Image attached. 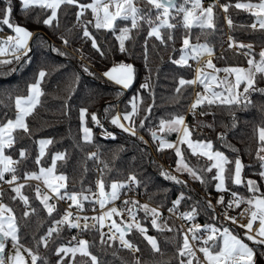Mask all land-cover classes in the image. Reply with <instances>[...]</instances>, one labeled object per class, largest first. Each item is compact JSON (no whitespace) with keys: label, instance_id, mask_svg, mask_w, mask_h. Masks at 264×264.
<instances>
[{"label":"trees","instance_id":"1","mask_svg":"<svg viewBox=\"0 0 264 264\" xmlns=\"http://www.w3.org/2000/svg\"><path fill=\"white\" fill-rule=\"evenodd\" d=\"M80 2L89 3L91 0H80ZM182 2L183 0H177V4ZM219 2L221 5L225 3L234 5L237 0H219ZM134 3L136 7L145 11L151 8L150 5H147L146 0H134ZM4 6V0H0V9ZM12 8V22L27 28L36 35L29 43L32 49L29 53L30 62L22 60L17 63L10 50L0 55V61H13L9 64H0V123H6L7 119H15V98L28 95V85L35 81L38 71L43 69L48 73L41 84L43 95L40 97V104L26 119L30 136L20 131L14 133V135L24 136V139L12 149L5 150L7 155H11L14 160L19 159L21 147L28 150L27 159L17 166L18 175L23 177L24 172H39V166L35 163V159L39 155L38 141L51 139L53 143L47 146L41 164L48 167L54 154L65 153L66 159L57 161L56 172L67 176L66 190L68 192L80 193L84 191V195L90 197L89 201L83 202L85 209L91 210L94 205L91 200L97 180L95 170L97 163L88 157L91 153L99 152L100 161L108 164V169H104L102 163V169L105 173V190L109 191L108 185L111 182H124L130 174H135L137 179L142 182L139 188L136 187L137 191L141 195H145L152 203L167 208L183 192L186 198L181 201L179 206L181 209L191 210L193 205L201 201L198 209L199 221L208 225L217 224L213 219V213L210 210H205L204 205L206 203L201 194L188 183L186 185L177 184L164 179L160 175L163 169L156 160L152 159L146 144L137 138L143 135L154 142L150 134L151 131H155L158 137L168 141H175L179 136V133L169 132L167 129L161 131L160 120H169L177 114L186 116L193 98V85L181 87L179 80L180 78L194 79V67L190 64H188L190 67H179L171 62L177 60L181 55L183 38L187 34L184 29L178 26L171 30L174 40L168 41L167 46L161 44L155 37L148 39V58L145 60V38L150 28L143 20L139 21V29H132L131 36L133 39L125 42V46L128 48L126 53L119 51V41L116 40L113 33L103 29L97 31L92 25H88L89 31L95 36L97 43L106 53L105 56L101 57L92 47L91 39L83 37V28H78L79 23L76 20L78 9L75 6H62L59 14V28H49L42 24V20L47 14L44 10L35 8L29 14H25L21 11L19 0H12ZM171 11L174 14V10ZM214 13L216 14L215 30L206 29L202 33L200 29L194 27L191 31L190 43H207L213 49L214 63L217 67L247 65L248 59L242 54L247 49H240L239 52H235L229 48V44L222 45L227 29L223 18L225 13L220 7H215ZM155 15L156 10L152 9V19L154 23H158ZM228 15L233 19L234 25H249L254 20L248 12L234 7L229 8ZM0 18H2V14H0ZM83 19H92L90 10L85 13ZM170 22L175 23L171 20ZM117 24L120 28L131 26L130 21L118 20ZM168 31L161 29V34L166 38ZM117 34L119 33L117 32ZM230 34L237 44H251L256 59L259 60V52L264 50V31L235 27L230 29ZM3 35L10 36L14 33L7 26L0 24V41L7 40ZM61 37L69 41L67 46L64 45ZM80 45L83 46L82 53L89 63L88 65H82L70 51L71 47L78 49ZM53 49H59L67 55H60ZM114 61H117L118 64L121 62L130 64L135 69V80L132 86L128 88L127 93L104 76V73L113 67ZM84 66L88 67V72L83 71ZM146 81L150 83V92L140 89V85ZM257 81V86L264 88V80L257 77ZM177 88H180L179 92H177ZM137 93H140L144 101L141 105L140 118L145 116V110L149 104H154V107L151 115L145 121V127L138 129L137 136L132 137L113 126L109 120H105L104 109L109 104L114 105L110 111V116H114L127 108L129 100ZM251 101L252 103L247 107L202 106L200 108L202 111L213 113L214 126L211 135L197 134L194 131L192 135L195 139L212 141L213 148L223 152L232 161L239 156L246 166L242 172V178L255 180L261 186V191L264 192V180L258 175L261 168L256 156L259 145L258 130L264 126V94L253 93ZM82 107L88 110L86 126L92 129L93 142L91 144L83 141L79 118ZM92 113H96L104 127L115 134V139L104 138L102 129L91 120ZM221 134L224 135L223 140L218 139ZM178 147L181 148L185 160L193 168L198 169L211 163L206 161L204 157L192 155L185 144H179ZM167 158L176 168L178 158L175 151L170 152ZM228 167L231 168L233 165H228ZM215 172L216 170L213 169V172L206 173L207 182L203 184L195 180L187 171H180L179 173L194 182L202 190L216 191V181L211 180ZM28 184L31 187H26L22 191L29 196L31 206L36 208V213L26 219L22 217V203L19 200H11V196L15 194L10 191V187L0 192L5 193L3 196L4 203L9 204L16 211L17 222L20 225L21 243L33 247V250L36 251L34 238L38 239L43 235L52 224L53 217L59 219L62 211L58 207L57 212L49 217L40 201L35 199V185L30 182ZM226 186L230 192H237L241 197L248 198L251 196L245 186L234 185L231 181H226ZM89 188H91V192L85 191ZM189 196L191 199H187ZM246 205V203H242L240 207ZM140 217L142 226L147 228V233L156 239L160 251L156 252L152 249L144 234L132 230L128 233V240L139 248V256L136 257L131 250L122 247L117 241H107L105 244H101L100 232L91 229L84 232L83 237L92 245L89 251L97 257L98 264H135L137 258H139L140 264H180L182 258L179 257L177 249L183 242L181 227L173 220L162 222L158 219L165 224V227L157 229L151 224L152 217L145 218L142 210ZM72 236L73 229L65 226L59 237H56L54 242L49 243L48 248L41 246L38 249L39 254L47 257L50 264H56L58 257L55 255V249L61 244H68ZM255 248L264 257V251L261 250L262 246H255ZM183 259L186 260L187 257ZM69 260H71V254L66 258L65 264H68ZM85 262L91 264L90 258L81 257L77 254L73 264H85Z\"/></svg>","mask_w":264,"mask_h":264},{"label":"snow or ice","instance_id":"2","mask_svg":"<svg viewBox=\"0 0 264 264\" xmlns=\"http://www.w3.org/2000/svg\"><path fill=\"white\" fill-rule=\"evenodd\" d=\"M218 2L219 0H214V3L209 4L205 8L202 6V0H183L180 4H177L176 0H146L147 5H150L151 8L145 11L144 9L136 7L133 0H91L89 3H81L80 0H19L21 11L25 14H29L30 11L35 8L44 10L47 14L42 20V24L49 28H59V14L62 6H75L78 9L76 12V20L78 23L82 22L83 37L91 39L92 47L101 57L105 56L106 53L97 43L95 36L89 31L88 25H92L97 31L103 29L113 33L116 40L119 41V51L121 53H126L128 48H126L125 42L133 39L131 36L132 29H139V21L143 20L150 28L145 38V60L148 58V39L155 37L161 44L167 46L168 41L174 40L171 30L179 26L187 33L183 38V46L180 50L182 53L181 56L179 59L171 61L179 67H190V65H188L189 59L199 61L204 55H213V49L209 47L207 43L192 44L190 43V39L191 31L194 27L200 29L202 33L206 29L215 30L216 14L214 13V8L217 6ZM4 4L5 6L0 9V14H2L0 24L7 26L14 35H10L5 41H0V55L10 50L13 59L17 63L22 60L24 62H30L29 53L32 49L29 46V41L36 34L12 22V0H4ZM188 4H191V8L186 7ZM231 7L248 12L254 18L253 22L249 25H234L231 16L227 15ZM220 8H222L225 13V20L230 29L239 27L250 28L253 31H264V0H255V2H253V0H243V2L242 0H237L234 5L225 3L220 5ZM112 9H114V11ZM152 9L156 10L155 19L160 21L158 24L154 23L152 19ZM89 10L92 14V19L82 20V18L85 17V13ZM171 10H174V14ZM161 17H163V19H161ZM177 17H180V19H177ZM118 20L130 21L131 26L120 28L117 24ZM170 20L175 21V23L169 22ZM161 29L169 30L166 38L161 34ZM117 32L119 34H117ZM61 39L65 46L69 44L66 38L61 37ZM197 39H199V37H197ZM229 41V48L235 46L239 49H247L243 54L248 57V67L216 68L212 60L209 59L205 67L212 69L214 73L224 72L226 75L223 79H218L215 74H202V70L200 69H197L195 79L185 80L184 78H180L179 84L181 87L185 85H195L197 83L204 86V93L197 92L196 99L191 105L190 111L193 115H195L197 108H201L204 105L209 107L212 105H216L217 107H247L252 103L251 95L253 93L258 92L264 94V88L257 86V77H259L260 80H264V50L259 52V60H257L251 44H237L231 36L229 37ZM53 50L57 51L60 55H67L59 49ZM12 62V60H2L0 64H9ZM13 71H15V69H13ZM83 71L88 72V67L84 66ZM47 75L48 73L43 69L38 71L35 81L28 85V96H17L15 98V119H7L6 123H0V183H5L10 186V191L15 194L11 196L12 201L19 200L22 203V217L25 219L36 213V208L31 206L29 196L25 195L22 191L26 187H31V185L27 183L30 180H43L44 185L55 196L57 201L67 200L71 201V203L68 209L59 216V219L53 217L52 225L43 235L38 239L34 238V248L36 249V251H34L33 247H28L21 243L20 225L17 222L16 211L9 204L3 202L5 193L0 192V264H38V262L39 264H50L47 257L39 254L38 249L41 246L48 248L49 243L54 242V239L59 237L65 226L69 229H78L80 230L79 234H82L96 228V224H99L100 228L96 230L100 232L101 244H105L107 241H115L118 238L122 247L132 250L133 252L139 251L138 247L125 239L126 234L132 231L133 224L126 223L125 227H121L120 224L112 219L114 216H123L125 211H127L131 220L135 221V228L137 231L144 234L145 239L154 251L159 252L160 249L156 239L146 235L147 228L143 227L136 219V213L142 210L145 214V218L149 216L152 217V226L159 229L160 226L157 224V220L162 215L159 211V206L150 207L149 204H140L137 200H124L123 204L126 206L125 208L118 209L113 206L108 208L107 211H103L99 216L88 217L87 215H74L71 209L75 208L78 213H82L84 211L83 202L89 201L90 197L84 195V191L80 193L68 192L66 190L67 176L63 173L55 175L57 161L65 160V153L58 152L54 154L51 158V164L48 167H44L41 164V160L45 156L47 145L53 143L51 139H40L38 141L39 155L36 157L35 163L39 166V172H24L23 177L18 175L17 166L27 159L28 150L26 148L21 147L19 149V159L17 160H14L11 155H5L6 149H12L19 141L24 139V136L14 135V133L20 131L30 136V129L26 122V118L31 115L33 109L40 104V97L43 95L41 84ZM104 76L115 84L122 86L123 89H128L134 83L135 69L132 65L121 62L111 67L104 73ZM232 76H234V81L229 79V77ZM206 81L216 83L220 90L216 91L211 89ZM241 85H243L242 91L240 90ZM140 89L150 92V83L146 81L140 85ZM179 91L180 88H177V92ZM143 102V97L140 93H137L129 100L128 107L122 112L116 113L114 116H110V111L114 108V105L109 104L104 109V119L109 120L113 126L119 128L129 136L136 137L138 129H143L145 127V121L148 116L151 115L152 108L154 107V104H149L145 110V116L140 118L141 105ZM87 114V108L82 107L79 112V118L81 130L83 132V141L87 144H91L93 142L92 129L86 126ZM206 114L208 113L201 111V115ZM91 120L96 126L102 129L104 138L115 139V134L104 127L96 113L91 114ZM137 121L139 122L137 123ZM211 126L212 125H208V127ZM165 128H167L169 132L177 133H180L182 130V135L178 137L179 143L187 144L192 155L204 157L206 161L211 162L198 169L191 167L185 160L180 147L158 137L155 131H151L150 134L153 141H160L157 151H163L165 148L175 150V155L178 158L175 171H187L195 180L203 184L207 182L205 174L211 173L213 169H215L216 172L211 177V180L216 181L215 189L217 192L230 191L226 186V181H231L234 185L245 186L247 188L248 192L251 193L250 197H241L237 192L233 191L231 192L233 199L229 200L226 205L223 195L219 197L217 204L225 205V210L223 212L225 221H230L231 224H238L240 228L245 229L244 236L248 241H251L253 245L264 246V192L261 191V186L255 180H244L242 178V172L246 166L242 163L240 157L237 156L235 160L232 161L219 150H213L212 141L191 139L193 129L185 124V116L183 114L174 115L169 120L161 119V131H164ZM137 138L143 143H147L142 136ZM218 139L223 140L224 135L221 134ZM258 141L259 145L256 156L260 162L261 168L258 175L264 180V155H261V153H264V126L260 127L258 130ZM233 151L236 150L233 149ZM88 159L100 161V153H91ZM100 162L104 164V169H108V164L106 162ZM228 165H233V167L230 168ZM104 169H101L100 178L96 182L97 192L92 193V197L95 199L91 200L94 204L98 203L102 210L105 209L107 204L119 199L121 190H131L130 185L139 188L142 183L137 179L135 174H130L124 182H111L108 185L110 191H106ZM5 174H10V179H5ZM160 175L166 180L186 185V181H181L176 176L163 170H161ZM21 179H23V182H20ZM57 181L59 183H56ZM62 189H64L63 192L61 191ZM85 191L91 192V188ZM52 198V195L48 193L42 195L38 186L35 188V199L40 201V204L43 205L49 217H52L53 213L57 212V204L49 202ZM185 198V194L181 192L179 196L172 201V207L168 208V211L174 213L180 206L181 201ZM187 199H191V197L189 196ZM201 203V201H198L192 206L191 211L182 212L180 216L188 221H194L199 214L198 209ZM242 203L248 205V207L240 213V216L247 217V222L239 224L237 217L228 215V209H232L233 207L239 208ZM129 205H131V207H127ZM204 208L205 210L213 208L210 200L204 205ZM106 218L111 220V225L109 226V233L111 234L100 231V229L105 226L104 221ZM90 219L94 222L92 225L88 223ZM213 219L216 220L218 217L213 216ZM257 221L259 227L254 232L253 226ZM201 231L210 234L205 238L199 235ZM117 233L119 234L118 237L116 235ZM189 234L191 235L192 241L200 240L205 245L204 247H200L199 251L203 253L207 264H255V248L249 246L244 239L238 234H235L233 229L223 225L221 228L215 225H205L202 228L199 224H193V226L188 229V232L183 234L182 245L177 249L179 257L182 258L180 259V264H193V259H196L195 252L189 240ZM217 234H219V238H222V244L219 247L216 244V240L218 239ZM73 241L75 243H72ZM209 241H212V244L209 245ZM91 246L88 240H78L77 236H72L68 244H61L55 249V255L58 257L56 264H65V260L69 254H71V260L68 261V264H73L77 254L81 257H89L91 264H98L97 257L89 251ZM261 250L264 251V247H262ZM185 257H187L186 260L183 259ZM85 264H87V262H85ZM135 264H140L139 258L135 260ZM197 264H200L198 259Z\"/></svg>","mask_w":264,"mask_h":264},{"label":"built area","instance_id":"3","mask_svg":"<svg viewBox=\"0 0 264 264\" xmlns=\"http://www.w3.org/2000/svg\"><path fill=\"white\" fill-rule=\"evenodd\" d=\"M212 3H214V0H202V6L203 7H206V6H208L209 4H212ZM220 5H221V3L218 2L216 7H220ZM223 18L225 20V14H224ZM225 23H226L227 29H226V36L222 40V45L229 44L230 43L229 37L231 36L230 28H229L226 20H225ZM78 28L79 29L83 28L82 23L78 24ZM232 50L235 51V52H239L240 51V49L235 47V46L232 47ZM70 51L72 52V54L75 57H77L78 61L82 65H88L89 64L87 62V60L85 59L83 53H82V51H83V46L82 45H80L78 47V49H74V48L71 47ZM242 54H243V52H242ZM246 58L248 59V57H246ZM203 62H204V59H201L199 61H195L193 59L189 60V64L192 67H194V69H195L194 79L196 78L197 69H200L202 67ZM115 64H118L117 61H114L113 65H115ZM143 83H145V82H143ZM125 90L128 91V89H125ZM202 90H203V86L201 84L197 83V84L193 85V98H192L191 104L189 106V109L187 111V114L185 116V124H187L189 126V128L193 129V131L195 133L208 136V135H211L212 128L214 126L213 113L212 112H207L208 114L201 115V111L202 110L200 108H197V110L195 112V115H193V113L190 111L191 105L196 99V93L197 92H201ZM190 121H191V123H190ZM208 125H212V126L208 127ZM181 134H182V130L179 133V136ZM140 136L143 137L144 141H147L146 145L149 147L152 159H154V160H156L158 162V164L161 166L163 171L168 172L171 175H174L177 178L182 179L183 181H186V183H188L191 187H193L196 191H198L201 194V196H202V198H203L205 203H207L209 200L211 201V204H212L213 208L209 209V210L213 213V216L218 217V219L215 220L216 222H218L219 224H221L223 226H228V227L235 228V229L239 230L240 232H242L243 234L245 233L246 230L243 229V228H240L238 224H231L230 221H225V219H224L223 212L225 210V205L227 204V202L229 200L233 199L230 191L217 192V191L200 189L194 182H192L187 177H185L182 174H180L178 171H175L174 166L168 161L167 157H168L170 152L175 151L174 149L165 148L162 151V154H160V151H157V147H158V145L160 143L159 140H156V141L152 142L151 140H149L145 136H143V135H140ZM166 141H168V140H166ZM168 142L176 144L177 146L179 145L178 138L175 141H168ZM95 161L97 163L96 167H95V170H96V176H97V180H98L100 178V174H101L102 163L100 161H97V160H95ZM5 179H10V174H5ZM97 180H96V182H97ZM20 182H23V180H21ZM28 182L33 183L35 185V188L38 186L40 188V190H41V194L48 193L49 195H52L53 198L49 202L50 203L54 202V203L57 204V208L58 207L61 208V211H62L61 215L63 214V212L66 209H68L69 204L71 203V201H67V200L57 201L55 196L42 183H40V182H38L36 180H30ZM8 187H10L8 184L0 183V191L5 189V188H8ZM130 188H131V190H128V189L121 190L119 199H117L116 201L111 202L108 205H106L105 209H103V210L100 209L98 203H95L91 210H88V209L84 208V211L82 213H78L75 208H73L71 210L73 211L74 215L78 214V215H87L88 217H92V216L101 215L103 211H107L108 208L113 207V206L117 207L118 209L125 208L126 206L123 204L124 200H137V201L140 202V204H145V203L149 204L150 207H157L158 206V205L152 203L145 195H141L137 191V189H136V187L134 185H130ZM96 192H97V187L95 185L94 193H96ZM221 195L224 196L225 205L217 204V200L219 199V197ZM93 199H95V198L93 197ZM127 207H131V205H129ZM170 207H172V205L167 207V208H163V207L159 206V211L162 213V215L159 217V219L162 222H166L168 220L175 221L181 227L183 234L187 233L188 229L190 227H192L193 224H199V225L201 224V222L198 219V215L196 216L194 221H188V220H186V219H184V218H182L180 216V213L188 212V211H191V210H183L180 207H178V209L174 213H170L168 211V208H170ZM247 207H248V205L243 206V207H239V208L233 207L232 209H228V215L237 217L238 221H239V224L246 223L247 222V217L240 216V213L243 212V210L245 208H247ZM93 209H95V210H93ZM112 219L115 220L118 224H120L121 227H125L126 223H131V224H133L132 230L133 231L134 230L137 231V229L135 228V221L131 220V218L128 216L127 211H125L123 213V216H114V217H112ZM136 219L142 225L141 217H140V211H138L136 213ZM122 221H123V223H122ZM88 223H89V225H92L94 222L90 219L88 221ZM104 225L105 226L102 229H100V231L105 232V233H109V226L111 225V220L106 218L105 221H104ZM258 227H259V224H258V221H257L256 223H254L253 231L255 232V230ZM99 228H100V225L96 224V228H93V229L96 230V229H99ZM79 232H80V230L73 229V236H77L78 240L79 239H84L83 233L79 234ZM109 234H111V233H109ZM116 235L118 237L119 234L117 233ZM146 235L151 236L148 233H146ZM199 235H201V236L206 238L207 237V232L201 231V233H199ZM125 239L128 240V233L126 234ZM189 240H190L192 249L195 252L196 257L198 259L202 260V255L200 254L199 247H202L204 244L200 240L192 241L190 234H189ZM115 241L119 242V239L117 238ZM110 242H113V241H110ZM133 253L135 254L136 257L139 256V252L138 251L133 252Z\"/></svg>","mask_w":264,"mask_h":264},{"label":"rangeland","instance_id":"4","mask_svg":"<svg viewBox=\"0 0 264 264\" xmlns=\"http://www.w3.org/2000/svg\"><path fill=\"white\" fill-rule=\"evenodd\" d=\"M133 2H134V0H133ZM253 2H255V0H253ZM135 4V3H134ZM136 6V5H135ZM186 7H188V8H191V4H189V5H187ZM207 7V6H206ZM205 7V8H206ZM113 11H114V9H112ZM197 14H198V10H197ZM161 19H163V17H161ZM170 22V21H169ZM158 23H160V21L158 22ZM157 23V24H158ZM4 37H6V39L9 37V36H7V35H3ZM202 44H205V43H202ZM182 54V53H181ZM181 56V55H180ZM205 56V55H204ZM204 56H202L199 60H201ZM179 59V58H178ZM209 59H211L212 60V63L215 65V63H214V58H213V56H208V57H205L204 58V62H203V65H202V67L200 68V70H202V74L203 73H208V74H215V75H217V77H218V79H223L224 77H225V73L224 72H219V73H214L213 72V70L212 69H210V68H207V67H205V64H206V62L209 60ZM190 60V59H189ZM189 60H188V64H189ZM195 61H197V60H195ZM114 63V62H113ZM114 66V65H113ZM216 66V65H215ZM226 67H242V68H247L248 67V64L247 65H244V66H226ZM226 67H222V68H226ZM216 68H221V67H217L216 66ZM221 68V69H222ZM229 79L230 80H233L234 81V76H232V77H229ZM206 83H208L209 84V87L211 88V89H213V90H216V91H219L220 89L217 87V85H216V83H214V82H212V81H206ZM203 86V85H202ZM241 91L243 90V85H241V89H240ZM200 93H204V86H203V90L200 92ZM28 95H26V96H23V97H27ZM34 110V109H33ZM27 119V118H26ZM167 129V128H166ZM182 135V134H181ZM191 139H193V140H200V139H195L194 137H193V135H192V137H191ZM206 141V140H205ZM186 146H187V144H185ZM48 146V145H47ZM46 150H47V147H46V149H45V153H46ZM213 150H215L214 148H213ZM191 151V150H190ZM221 152V151H220ZM223 153V152H222ZM5 155H7V153H6V151H5ZM225 155V154H224ZM55 175H59L57 172H55ZM36 181H38V182H40V183H42L43 185H44V183H43V180H36ZM56 183H59L58 181L56 182ZM62 192H63V189L61 190ZM107 191V190H106ZM109 191H110V189H109ZM43 195V194H42ZM108 205V204H107ZM157 224L160 226V228H164L165 227V224H163V223H161L160 221H158L157 220ZM201 226H202V228H203V226H205V225H208V224H203V223H201L200 224ZM213 225V224H212ZM216 227H218V228H221L222 227V225L221 224H219V223H217V224H214ZM234 233L235 234H238L242 239H244V240H246L245 239V236H244V234L241 232V234H239V233H237L235 230H234ZM208 234H210V233H208L207 232V235ZM217 236H218V239L216 240V244H217V246L219 247L221 244H222V238H219V234H217ZM245 242H247V241H245ZM248 243V242H247ZM250 243H252L251 241L248 243L249 244V246H251L250 245ZM210 244H212V241H209V245ZM205 245H203V247H204ZM251 247H254L253 245L251 246ZM200 248V247H199ZM255 248V247H254ZM255 250H256V256H255V264H264V259H263V256L259 253V251L255 248ZM200 254L202 255V260H200V259H198L197 257H196V255H195V257H196V259H193V264H197V259L200 261V264H207V262L205 261V259H204V255H203V253L202 252H200Z\"/></svg>","mask_w":264,"mask_h":264},{"label":"crops","instance_id":"5","mask_svg":"<svg viewBox=\"0 0 264 264\" xmlns=\"http://www.w3.org/2000/svg\"><path fill=\"white\" fill-rule=\"evenodd\" d=\"M29 43H30V41H29ZM213 56V55H212ZM205 57H208V55H205L202 59H204ZM110 81V80H109ZM112 82V81H111ZM114 83V82H113ZM118 85V84H117ZM119 87H121L122 88V86H120V85H118ZM166 129V128H165ZM180 144V143H179ZM179 146V145H178ZM231 229H233V230H235L237 233H239L240 231L239 230H237V229H235V228H232V227H230ZM239 231V232H238ZM241 233V232H240ZM239 233V234H240ZM246 239V238H245ZM247 240V239H246ZM248 241V240H247ZM250 242V241H249ZM252 244V243H251ZM250 244V245H251ZM252 246V245H251ZM203 247V246H202ZM255 247V246H254ZM262 247H264V246H262ZM263 259H264V257H263Z\"/></svg>","mask_w":264,"mask_h":264},{"label":"water","instance_id":"6","mask_svg":"<svg viewBox=\"0 0 264 264\" xmlns=\"http://www.w3.org/2000/svg\"><path fill=\"white\" fill-rule=\"evenodd\" d=\"M176 2H177V0H176ZM36 34V33H35ZM34 37V36H33ZM123 89V88H122ZM124 91H125V93H127V91L124 89ZM147 146V145H146ZM148 147V146H147ZM149 148V147H148ZM218 223V222H217ZM239 232V231H238ZM240 233V232H239ZM241 234V233H240ZM245 241H247V240H245ZM248 243H249V241H247ZM251 244V243H250ZM253 245V244H252ZM253 246H256V245H253Z\"/></svg>","mask_w":264,"mask_h":264},{"label":"bare ground","instance_id":"7","mask_svg":"<svg viewBox=\"0 0 264 264\" xmlns=\"http://www.w3.org/2000/svg\"><path fill=\"white\" fill-rule=\"evenodd\" d=\"M9 248H10V242H9Z\"/></svg>","mask_w":264,"mask_h":264}]
</instances>
